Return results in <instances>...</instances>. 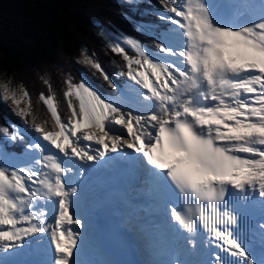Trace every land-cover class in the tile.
Listing matches in <instances>:
<instances>
[{"label":"snow or ice","instance_id":"snow-or-ice-1","mask_svg":"<svg viewBox=\"0 0 264 264\" xmlns=\"http://www.w3.org/2000/svg\"><path fill=\"white\" fill-rule=\"evenodd\" d=\"M160 3L164 28L148 30L151 46L101 33L124 62L113 74L82 51L78 63L113 95L69 74L61 101L45 80L38 102L50 118L38 121L27 89L0 86V101L35 133L25 142L18 125L0 126V143L25 142L22 155L0 149V264H23L14 258L34 244L43 264H82L83 178L120 161L136 168L176 236L161 264H264L253 247L258 233L264 248V0ZM191 253L204 258H182Z\"/></svg>","mask_w":264,"mask_h":264},{"label":"trees","instance_id":"trees-1","mask_svg":"<svg viewBox=\"0 0 264 264\" xmlns=\"http://www.w3.org/2000/svg\"><path fill=\"white\" fill-rule=\"evenodd\" d=\"M159 2L142 0L131 5L127 0H0V77L14 89L22 85L28 90L36 115L44 110L38 98L41 92L48 94L45 80L62 101L63 81L69 74L76 80L83 76L103 91L104 80L99 73L78 63L82 51L94 53L113 74L124 62L108 49L101 33L143 34L138 24L154 22ZM6 109L0 102V126L18 120L14 114L6 117ZM14 143L17 146L20 141Z\"/></svg>","mask_w":264,"mask_h":264},{"label":"bare ground","instance_id":"bare-ground-1","mask_svg":"<svg viewBox=\"0 0 264 264\" xmlns=\"http://www.w3.org/2000/svg\"><path fill=\"white\" fill-rule=\"evenodd\" d=\"M230 3H247L258 6L260 0H231ZM233 11L235 9L231 8V12ZM81 202V212L87 221L79 257L82 264H146L139 263L136 254L139 255L140 252L142 254L145 252L152 253V251L153 262L150 259L148 264H161L162 261L172 258L173 252L169 245H165V250L160 255L158 247L164 244L163 241L158 239L154 233H148L146 229L141 230L138 224L130 223V217L127 216L125 206L120 211L115 212L109 222L97 225L90 214L95 208L93 198H85ZM121 244L124 249H121ZM152 246H154L153 249ZM33 248L36 249L31 254L26 249L23 255L14 259L23 262V264H43L42 261L46 257L45 251L38 246ZM261 251H264L262 246L260 250L254 252L256 259L261 258L263 254ZM194 257L185 259L194 261Z\"/></svg>","mask_w":264,"mask_h":264},{"label":"rangeland","instance_id":"rangeland-1","mask_svg":"<svg viewBox=\"0 0 264 264\" xmlns=\"http://www.w3.org/2000/svg\"><path fill=\"white\" fill-rule=\"evenodd\" d=\"M140 1H142V0H133V3H130V4L131 5H136V4L140 3ZM157 1H159V0H157ZM230 1L231 0H214L215 3L221 4V5H227V4L230 3ZM170 2H175V3L179 4L181 2V0H170ZM160 5H161V3L159 2L158 9H156L157 11L158 10H161ZM161 7H162V5H161ZM97 9H98V11H103V10H101L99 8H97ZM221 11L229 12L230 13L231 12V8H226L225 7V8H222ZM152 18H154L153 19L154 22H151V23L150 22H146L145 25L142 24V23H139L138 24V25H143V26H146L147 27V28L145 27V28H142L141 29L144 32L143 34L142 33H139V34L136 35L135 32L132 31V34H129V36H132L134 38L140 39L142 43H145V44L151 46L152 45V40H151V37L147 34L148 30L149 29H152V28H156V29L164 28V22L160 21L158 19V17H157L156 14ZM105 33H116V32L115 31L114 32L111 31V32H105ZM117 33H121V32L118 31ZM153 50H155V49L153 48ZM80 64H82V63H80ZM57 68H59V70L62 69V65H59L58 64V67ZM116 81H118V80H116ZM5 83H9V82L6 81L5 79H3L2 77H0V86H2ZM104 83H105L106 87L103 85ZM101 85L103 86L102 88L104 90L103 91L100 90V91L103 94H105V95H113L115 93V89H112L107 82L103 81V82H101ZM9 87L10 88H14L10 83H9ZM0 102L3 103V107H6L7 108L6 110H4V112L6 114V117L7 116H10L9 113L10 114H14L11 111V108L14 107V105H12V102L11 101H8V102L0 101ZM59 110H61L62 112H66L67 111L66 104L62 102L60 104ZM40 112H41V114H37L38 121L41 120V119L50 118V114L47 113V109H46V106L45 105H44V110L43 111H40ZM17 118H18V120L11 121L9 123V125L7 124V127L11 128L12 125H18L20 128H22L23 131H24V133H26V135H25V142H27L28 140H30L32 137L35 136V133L31 130V128H30V126L28 124H24L23 121L19 117H17ZM0 140H3V137H0ZM25 142H20L17 146L15 145V143H10V142L0 143V149H2L3 151L8 152L9 154L22 155L23 149H24V143ZM148 245H149V242H148ZM153 247L154 246H152V249H153ZM121 249H124L123 246H122V244H121ZM152 253H153V251H152ZM152 253L145 252V254H142L140 252L139 255L136 254L137 261L139 263H146V264H148V260L151 259V261H152V257H153V254ZM261 253L264 254V251H261ZM91 264H93V263H91ZM110 264H114V263H110ZM153 264H155V263H153Z\"/></svg>","mask_w":264,"mask_h":264}]
</instances>
